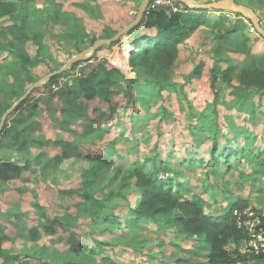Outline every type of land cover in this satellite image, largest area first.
Masks as SVG:
<instances>
[{"label":"rangeland","instance_id":"rangeland-1","mask_svg":"<svg viewBox=\"0 0 264 264\" xmlns=\"http://www.w3.org/2000/svg\"><path fill=\"white\" fill-rule=\"evenodd\" d=\"M9 1L16 10L0 16V103L13 105L35 82L89 53L97 39L119 33L142 0L105 6L115 28L95 0ZM235 1L251 10L248 16L204 9L209 24L178 44L176 58L131 63V50L122 43L131 45V39L125 34L24 96L28 102L9 115L0 140L1 159L28 164L20 178L0 179L5 255L0 264H108L101 254L79 248L97 241L103 256L117 264H208L209 251L197 237H183L173 225L161 229L151 218L131 223L140 193L130 175L137 160L151 158L171 167L165 176L179 182L183 197L200 194L207 213L217 215L229 203L249 199L244 224L251 237L227 248L242 254L261 249L264 235L256 227L259 212L264 215V88L248 86L240 72L264 70V35L250 19L264 29V0ZM129 6L132 14L126 17ZM22 19L37 37L23 44L26 64L12 53L15 39L4 32ZM233 26L240 27L238 34L217 37L220 29ZM100 63L127 70L109 101L87 98L78 88L79 78ZM16 138L30 142L27 153L15 150ZM228 138L235 152L225 156ZM115 192L120 196H109Z\"/></svg>","mask_w":264,"mask_h":264},{"label":"trees","instance_id":"trees-1","mask_svg":"<svg viewBox=\"0 0 264 264\" xmlns=\"http://www.w3.org/2000/svg\"><path fill=\"white\" fill-rule=\"evenodd\" d=\"M188 9L189 11L177 13L157 10L144 18L139 26L128 32V36L133 35L130 40L133 47L130 51L131 63L138 59L143 61L148 58L156 61L162 59L165 55L176 58L178 44L189 38L202 25L209 24L210 21L205 13L206 10ZM15 10L16 5L13 1L0 0V16L12 15ZM197 11H201V13H197ZM140 26H143V31H138ZM9 32L12 38L15 39L12 46L15 51L12 53L16 58L21 59L22 63L26 64L29 58L23 44L28 40L36 41L37 37L28 33L23 19L20 23L14 22L9 27ZM239 32V26L222 28L218 31L217 37L223 39ZM245 50L248 52L250 50L247 42H245ZM231 69L229 68L224 72L227 78L230 76ZM126 71L116 67H107L100 63L95 72L79 78L78 88L84 92L87 98L99 97L104 101H109L113 85L126 79ZM240 74L242 82L248 86L264 88V70L244 68ZM55 78L56 76H53L50 80ZM216 80L215 77L214 82ZM27 99H24L13 112H17L24 107L28 102ZM11 106L12 104L0 103V121ZM7 121L4 124L0 140L7 132ZM214 128L218 129L217 126H214ZM16 139L15 150L27 153L30 142L25 143L18 138ZM225 141L228 146L224 154L230 156L235 151L229 138ZM61 144H64V156H67L70 151L67 150L66 143L61 142ZM214 159L216 160V157ZM149 162L152 163L150 168L148 166ZM24 166L27 167L28 164H24ZM24 166L13 162L9 158H0V179L9 181L20 178ZM170 171L172 172L171 167L162 159L157 161V158H151L146 161L137 160L134 163V169L130 176L135 178L140 197L131 212L135 216L134 221H131L132 224H137L142 218H151L161 229L173 225L178 228L183 237H197L204 244L206 250L209 251L208 264H264V248L258 252L251 250L245 254L238 251L231 252L227 248L231 242L241 243L251 237V233L244 224L246 218L244 210L250 204L249 199L239 198L225 206L217 215L207 213L205 209L207 201L198 193L193 194L191 198L183 197L178 191L179 182L174 177L165 176ZM130 183L131 179L126 181L125 185ZM88 192L89 189L85 188L87 196H89ZM112 195L120 196L117 192L109 194V196ZM259 214L261 220L256 229H261L264 235V215L262 212H259ZM106 218L110 222L115 220L119 222L118 219L111 218L110 215H106ZM128 227H131V225L128 224ZM96 243L94 247L81 245L79 248L90 251L93 255L101 254L105 263L117 264L114 259L103 256L104 249L101 246L103 243L100 241ZM3 255L4 246L2 237H0V257Z\"/></svg>","mask_w":264,"mask_h":264},{"label":"water","instance_id":"water-1","mask_svg":"<svg viewBox=\"0 0 264 264\" xmlns=\"http://www.w3.org/2000/svg\"><path fill=\"white\" fill-rule=\"evenodd\" d=\"M151 0H142L137 14L135 16V18L132 20V22L130 24H128L127 26H125L119 33L115 34L114 36L110 37V38H100L97 39L91 49V51L89 53H83L77 56H74L73 58H71L64 67H62L59 70L54 71L53 73L49 74L47 77H45L44 79L35 82L32 87H30L27 92L25 93V97L28 95L29 92H31V90L37 88L41 82H43V80H48L53 76H56L58 74L63 73L64 71H67L68 69H70L74 64L82 62V61H86L89 60L92 56L95 55V53L99 50L100 46L102 44H113L115 42H117L123 35H127L128 32H130L131 30H133L135 27L139 26L143 19H144V14H145V9L148 6L149 2ZM179 2L184 3L188 8H192V9H219V10H223V9H230V10H236L239 11L241 13H243L244 15H247V12H250L251 10L246 7L245 5L242 4H238L236 3L235 0H219L216 2H212V3H206V4H193L191 3L189 0H178ZM250 17V16H249ZM250 19L253 21L255 28L257 29V31L259 33H261L262 35H264V29L260 26L258 20H256V18L254 16L250 17ZM24 96L19 99L18 101H16L7 111L6 113L2 116L1 121H0V135L3 132L4 129V124L7 121L9 115L15 111V109L18 107V105L24 101Z\"/></svg>","mask_w":264,"mask_h":264},{"label":"built area","instance_id":"built-area-1","mask_svg":"<svg viewBox=\"0 0 264 264\" xmlns=\"http://www.w3.org/2000/svg\"><path fill=\"white\" fill-rule=\"evenodd\" d=\"M187 6L184 3H179L178 0H151L148 4V6L145 9L144 18H147L148 15L152 14L153 12L157 10H164V11H170V12H186ZM124 43V47L130 51L133 47L132 45H128V43H125V41H122ZM246 226V225H245ZM260 232L262 230L260 229ZM264 248V245L261 247L260 250ZM255 251H260L257 249H252Z\"/></svg>","mask_w":264,"mask_h":264},{"label":"crops","instance_id":"crops-1","mask_svg":"<svg viewBox=\"0 0 264 264\" xmlns=\"http://www.w3.org/2000/svg\"><path fill=\"white\" fill-rule=\"evenodd\" d=\"M95 1H97V2H99L101 5H102V10H103V12H104V14H106L107 15V18L109 19V22H108V24H110L112 27H116V25L114 24V23H111L110 22V19L112 18V15L109 13V10L107 9V7H105V6H109L108 4L109 3H114L115 4V0H95ZM130 4H132V3H130ZM37 5H38V2H37ZM131 9H133V7L132 6H129V11H125L124 10V12H125V15H126V17H130L131 16V14H132V10ZM28 7H27V12H28ZM132 18H129L128 20H127V22H125V24H124V26H123V28L125 27V26H127L128 24H130L131 22H132ZM106 21H108V20H106ZM14 23H11V24H7L8 26H7V28H6V31H4V32H6V34H7V38L9 39V40H11L12 39V36H11V34H10V32H9V27H11L12 25H13ZM6 26V25H5ZM144 30V28H143V26H140L139 27V29H138V31H143ZM131 37H133V35H131L130 36V39H131ZM0 40H2V39H0Z\"/></svg>","mask_w":264,"mask_h":264}]
</instances>
